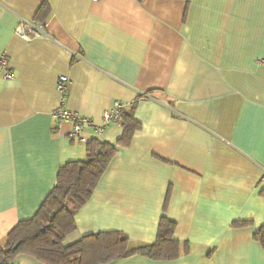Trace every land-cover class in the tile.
Here are the masks:
<instances>
[{
  "label": "crops",
  "instance_id": "crops-1",
  "mask_svg": "<svg viewBox=\"0 0 264 264\" xmlns=\"http://www.w3.org/2000/svg\"><path fill=\"white\" fill-rule=\"evenodd\" d=\"M20 17L47 22L49 37L20 38ZM0 51L16 74L0 70V241L36 214L62 164L86 160L93 138L123 135L115 122L81 141L55 110L101 124L116 100L140 98V128L65 243L121 231L152 244L166 216L177 258L97 264H264V0H0ZM10 264L46 263L20 253Z\"/></svg>",
  "mask_w": 264,
  "mask_h": 264
},
{
  "label": "trees",
  "instance_id": "trees-1",
  "mask_svg": "<svg viewBox=\"0 0 264 264\" xmlns=\"http://www.w3.org/2000/svg\"><path fill=\"white\" fill-rule=\"evenodd\" d=\"M139 99L127 106L118 120L123 135L116 143L93 138L87 144L86 160L69 161L59 167L57 183L36 214L19 221L0 241V264H10L20 253L46 264H97L134 254L170 260L181 254V242L175 238L177 222L166 216L152 244L136 247L121 231L92 233L65 243L66 236L76 228L75 214L90 199L119 146L128 144L140 128L134 115ZM255 237L264 247V225Z\"/></svg>",
  "mask_w": 264,
  "mask_h": 264
},
{
  "label": "built area",
  "instance_id": "built-area-1",
  "mask_svg": "<svg viewBox=\"0 0 264 264\" xmlns=\"http://www.w3.org/2000/svg\"><path fill=\"white\" fill-rule=\"evenodd\" d=\"M47 27V22L27 20L20 17L15 32L20 38L26 41H32L36 38H48L49 33ZM262 61L263 60H260L259 62ZM0 70L3 72L5 79H11L16 75L11 68L9 57L4 51H0ZM69 83V76L61 74L58 77L56 89L60 94L61 103L68 95ZM129 105L130 104H126L121 100H116L113 106L104 112L101 124H97L91 118L86 117L79 112L72 111L64 106L58 107L54 114L60 121H69L73 124L70 134L72 137H78L81 141H86V137L82 135L85 128H91L98 134L103 133L108 125L118 122L124 109Z\"/></svg>",
  "mask_w": 264,
  "mask_h": 264
}]
</instances>
